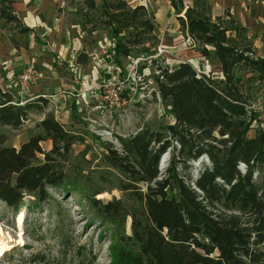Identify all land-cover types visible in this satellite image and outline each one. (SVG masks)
I'll return each instance as SVG.
<instances>
[{"label": "trees", "instance_id": "obj_1", "mask_svg": "<svg viewBox=\"0 0 264 264\" xmlns=\"http://www.w3.org/2000/svg\"><path fill=\"white\" fill-rule=\"evenodd\" d=\"M78 1L84 12L95 10L100 2V15L115 40V62L120 64V58L134 51L154 55L145 47L154 37V24L144 6L125 0ZM169 1L180 14L182 0ZM11 5L10 0H0V17L20 32L27 31ZM178 19L202 56H208L206 46L214 49L223 81L198 74L187 62L173 68L157 66L156 93L168 100L174 123L165 126L164 133L144 127L117 136L118 146L104 144L105 166L118 172L119 189L140 205L138 213L129 212L119 200H100L95 194L87 198L115 228L108 264H264V128L247 137L251 110L234 75L243 68L264 81V60L254 58L248 47L227 44L219 20L195 8H186L184 18ZM46 105L44 98L21 104L0 89V127L19 129L31 109L43 114L35 124L40 132L17 148L7 146L0 133V201L13 210L26 195L40 203L49 198L48 188L68 191L63 163L82 138L53 113L44 112ZM46 140L51 142L47 151L41 146ZM167 152V167L160 173V159ZM202 156L210 165L195 179L181 174ZM127 218L130 234L120 229Z\"/></svg>", "mask_w": 264, "mask_h": 264}, {"label": "rangeland", "instance_id": "obj_2", "mask_svg": "<svg viewBox=\"0 0 264 264\" xmlns=\"http://www.w3.org/2000/svg\"><path fill=\"white\" fill-rule=\"evenodd\" d=\"M20 1L32 7L31 13L37 19L38 25L32 34L25 37L17 36L13 29L5 26V30L11 35L9 40L12 46L18 51L23 50L26 56V59L22 58L14 69L18 70L23 65L25 67L15 71L17 73H10L9 77L14 76L11 81L15 80V86L11 85L10 92L17 101H21L27 88L33 87V83L37 81L21 89L17 83L18 76L27 67H33L41 73L35 67L40 56L50 55L59 62L56 46L61 43L60 35L69 36L73 25L80 27L87 43L84 50L91 53L79 54L75 60L78 65L68 66L64 61L65 65L62 68H52L53 72H64L67 84H72L49 88L47 90L49 97L45 99L51 102L47 101L44 112L52 108L57 111L59 118H62L63 114L65 117L68 116L64 127H68L67 129L82 138L80 142L73 144L63 163L66 175L64 182L68 191L64 194L63 189L48 188L49 198L40 203L36 202L32 195H26L18 210H13L0 201L2 238L9 246L3 255L0 254V264H108L110 262L108 245L115 228L100 217L87 198L95 194V198L100 200L116 199L129 212L136 210L138 213L140 205L119 189L122 177L118 172L105 166L102 159L104 144L112 143L118 146L117 136L126 137L144 127L153 132L164 133L165 126L174 123L168 100H162L156 93L154 74L157 72V66L173 68L177 65V60L181 61L180 58L191 61L194 57L200 58L198 67L195 65L196 70L204 72V76H213V81L221 84L222 80L214 75L217 72L216 60L210 57L211 49H208L210 52L208 56H202L197 43L192 49L191 44L188 45L187 42L186 46H177L175 49L171 47L166 50L163 47L156 35L157 28H162L161 16L167 18L173 15L164 0H160L161 5L151 3L147 12L154 24L152 35L154 37L146 41L145 47H151L150 51L154 55L134 51L130 57L120 58L118 60L120 64L115 62L113 51L115 40L109 36L108 28L104 25L105 18L100 15V2L97 3L95 10L84 12L78 0ZM125 1L132 6L137 2ZM177 22L179 30L186 32L178 18ZM219 22L223 27L228 26L221 20ZM24 23L28 24L29 21ZM12 36H16V39ZM33 43L37 44L38 52L32 51L35 48ZM187 49H190L189 52ZM134 62L137 63L136 68L130 70L129 66H133ZM46 67L48 66L45 64L40 69L44 70ZM76 72L81 78L76 79ZM234 75L240 92L248 98L251 110L248 118L252 120L247 137H251L255 130L264 128V82L258 80L255 73L243 68H237ZM108 82H118L117 86L121 88L120 96L125 101L119 106H108L94 99L84 104L77 102L74 97L81 86H98ZM2 87H5L4 84ZM16 89L19 95L16 94ZM27 97L33 96L30 94ZM36 100L37 98L21 104L35 103ZM42 115L41 112L31 109L28 119L19 129L0 127V133L7 138L6 145L17 148L40 132L35 128V124L41 120ZM172 143L177 145L175 141ZM41 146L47 151L51 145L49 141H43ZM169 156V152L163 156L162 166L159 164L160 173L167 167ZM209 165L206 158H199L197 161L189 162V168L181 174L189 173L191 178L195 179L199 172ZM239 169L241 172L244 171L243 166ZM20 211L23 213L21 229L16 226L15 221ZM120 229L126 234L131 233L130 218L120 225ZM18 234H21L23 243H19ZM8 237H11L10 240Z\"/></svg>", "mask_w": 264, "mask_h": 264}, {"label": "crops", "instance_id": "obj_3", "mask_svg": "<svg viewBox=\"0 0 264 264\" xmlns=\"http://www.w3.org/2000/svg\"><path fill=\"white\" fill-rule=\"evenodd\" d=\"M12 2V8L14 13L19 19V24L22 27L27 28V31L20 32L17 27H14L12 24H7L4 22V19L0 17V89L3 91L10 92L11 88L15 86L14 79L11 81L13 77H10V73H17L19 69L25 67V65L21 66L20 68H15L16 65L19 64V61L23 58L26 59V56L23 50H16L15 47L12 46L9 37L11 36L8 34V31L5 30V26L10 27L13 31L16 32L17 36L25 37L26 35H30L35 30L34 28L37 27V19L32 16L31 10L32 7L24 5L26 3H22L20 0H10ZM161 5L160 0H137L136 5H142L147 10L151 7V3ZM166 7L172 11L173 15H169L167 18L161 16L163 20L162 28H157V38L161 41L163 47L166 50H169L171 47L175 49L177 46H186V42L188 43L187 32L183 30H179V24L177 22V18L182 17L184 18V11L186 8L191 7L195 8L200 11L204 16L208 17L211 20H221L223 23L227 24V27H223L226 29V41L229 45H234L238 48L243 46L248 47L251 50L252 56L254 58H260L264 60V0H182L183 3V10L180 14H177L174 8L171 6L169 0H164ZM57 2H55L56 5ZM21 4L23 6H21ZM23 14V15H22ZM156 15V14H155ZM39 19V18H38ZM29 23H24L26 21ZM43 20V19H42ZM156 20V19H155ZM71 32L68 36L61 34V43L60 45L56 46L57 53H59L58 59L59 62L50 56V55H43L37 59V66L36 68L39 69L41 72V78L38 79L35 83H33V87H28L27 91L24 93V98L20 101V103L27 102L32 99L38 98H48L47 90L49 88H54L56 86H64L65 84L68 86L72 83L67 84L65 80L64 72L54 71V67L56 69L62 68L64 61L67 62L68 66L70 65H78L75 60L81 53L90 54L91 52H87L86 49L87 43L84 41V35L78 25H73ZM158 27V26H157ZM237 28H241L243 30H237ZM16 36H12L15 38ZM11 38V37H10ZM17 41V40H15ZM190 41V40H189ZM172 42V43H171ZM34 47L33 52H38V47L36 43H33ZM195 42L191 44V48L194 47ZM207 50L211 49L212 52L210 53L208 50V55L210 53V57L216 60V70L214 75L216 78H219L223 81V76L218 68V62L216 59V55L214 49L210 46H206ZM190 49H187L189 52ZM194 49V48H193ZM186 50H184L185 52ZM186 51V52H187ZM196 52V50H194ZM213 53V54H212ZM185 55V54H184ZM191 56V55H190ZM194 57V56H193ZM181 61L177 60V64L180 62H187L189 63L192 68L199 74H204V72H199L196 70V66L200 64L201 59L195 58L194 60H187L185 58H180ZM58 61V60H57ZM65 62V63H66ZM207 63V61H204ZM47 65L48 69L41 70L40 67L43 65ZM27 65V64H26ZM196 65V66H195ZM203 65V64H202ZM204 68L206 67L203 66ZM53 68V69H52ZM48 70V71H47ZM44 79H43V73ZM13 73V74H14ZM205 75V74H204ZM76 79L81 78L79 74L76 72ZM206 77H209L206 75ZM214 80L213 76L210 77ZM264 82V81H263ZM75 83V81H74ZM4 84L5 87H2ZM87 83H83L85 85ZM12 85V87H11ZM71 87V86H69ZM81 86L79 89H81ZM16 94H18V90L16 89ZM11 93V92H10ZM32 94V98H28L27 95ZM243 94V93H242ZM244 95V94H243ZM48 103L51 102L47 100ZM56 106H54L55 108ZM51 113H53L55 119L65 125L68 121L67 117L63 114L62 118H59L57 115V111L54 109H49ZM67 112H65L66 114ZM67 115V114H66ZM43 118V115H42ZM41 118V119H42ZM64 118V119H63ZM40 121V120H39ZM68 128V127H65ZM47 142L49 140H46ZM50 142V141H49ZM51 145V142H50ZM51 147V146H50ZM50 147L48 149H50Z\"/></svg>", "mask_w": 264, "mask_h": 264}, {"label": "built area", "instance_id": "obj_4", "mask_svg": "<svg viewBox=\"0 0 264 264\" xmlns=\"http://www.w3.org/2000/svg\"><path fill=\"white\" fill-rule=\"evenodd\" d=\"M188 39L190 40H188L189 44L194 43V40H192L190 37ZM136 64L137 63L134 62L133 66H129L130 70H134L136 68ZM39 78H41V74L39 72L33 69V67H27L18 76L17 83L20 84L21 89H25L28 87V84L38 80ZM117 84L118 82H108L98 86H83L79 90V92L74 95V97L76 98V100H78L77 102H81L84 104L88 103V101H93L94 99L108 106H119L125 100L121 99V88L118 87ZM246 107L249 109V105Z\"/></svg>", "mask_w": 264, "mask_h": 264}, {"label": "bare ground", "instance_id": "obj_5", "mask_svg": "<svg viewBox=\"0 0 264 264\" xmlns=\"http://www.w3.org/2000/svg\"><path fill=\"white\" fill-rule=\"evenodd\" d=\"M22 219H23V213L22 211H20L18 214H17V217H16V226L21 229V225H22ZM2 230H1V227H0V254L3 255L4 252L9 249V246L7 245V242L3 240L2 238ZM18 241L19 243L22 242V236L21 234H18ZM11 238V237H8V239ZM10 240V239H9ZM23 243V242H22Z\"/></svg>", "mask_w": 264, "mask_h": 264}, {"label": "water", "instance_id": "obj_6", "mask_svg": "<svg viewBox=\"0 0 264 264\" xmlns=\"http://www.w3.org/2000/svg\"><path fill=\"white\" fill-rule=\"evenodd\" d=\"M164 155H166V153L163 154L162 157H161V159H160V166H162V163H163V156H164ZM201 158H206V159H207L206 156H202Z\"/></svg>", "mask_w": 264, "mask_h": 264}]
</instances>
